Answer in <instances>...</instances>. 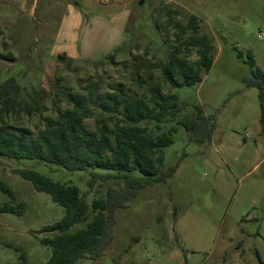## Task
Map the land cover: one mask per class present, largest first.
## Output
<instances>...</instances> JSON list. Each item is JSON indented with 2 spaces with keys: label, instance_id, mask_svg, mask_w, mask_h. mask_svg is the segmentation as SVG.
Wrapping results in <instances>:
<instances>
[{
  "label": "rangeland",
  "instance_id": "374dc122",
  "mask_svg": "<svg viewBox=\"0 0 264 264\" xmlns=\"http://www.w3.org/2000/svg\"><path fill=\"white\" fill-rule=\"evenodd\" d=\"M78 1L0 0V83L15 78L21 102L32 89L43 93L42 111L10 117L11 130L35 137L44 118L56 116L64 107L54 96L58 78L73 92H85L96 80L103 82L102 92L121 87L141 96L160 81L161 66L178 45L176 26H185L191 15L197 18L198 36L211 43L212 65L193 86L163 84L164 93H175L181 108L164 124L177 128L173 143L162 151L160 171L178 164L174 174L115 210L112 241L97 258L76 264H264V130L259 92L244 83L251 74L248 52L264 71V0H114L113 9H75L82 24L70 31L77 42L76 51L68 54L69 31L61 28L67 7ZM189 35L186 31L182 38ZM186 53L181 46L179 56ZM109 54L113 63L105 60ZM187 55L196 60V47ZM194 106L215 116L208 143L189 141L176 125L194 116ZM84 122L93 129V119ZM26 168L82 192L88 188L86 172L0 157V181L14 196L0 193V206L16 209L0 213V264L18 262L20 253L26 264H45L51 250L40 243L47 236L40 230L64 215L61 206L14 172ZM112 185H95L87 200L104 196Z\"/></svg>",
  "mask_w": 264,
  "mask_h": 264
},
{
  "label": "trees",
  "instance_id": "16d2710c",
  "mask_svg": "<svg viewBox=\"0 0 264 264\" xmlns=\"http://www.w3.org/2000/svg\"><path fill=\"white\" fill-rule=\"evenodd\" d=\"M176 28L178 45L162 64L160 81L148 86L141 96L121 87L107 86L102 92L103 82L96 80L90 81L85 92H73L70 87L61 86L62 78H58L54 96L64 102V107L58 108L55 117L44 118V128L35 137L23 130H11L7 120L12 116L18 118L21 113L31 116L42 111L43 93L32 89L21 102L23 95L15 78L0 83V157L88 173V188L82 192L73 184L54 181L32 168L14 171L29 181L36 192L47 194L64 209L59 221L40 230L47 235L40 238V243L51 250L45 264H76L100 256L113 238L115 210L126 208L143 188L165 183L174 174L178 164L160 171L162 151L173 143L177 128L165 129L164 124L174 119L181 108L177 95L164 93L163 84L173 88L193 86L212 65L211 43L205 35L198 36L197 18L191 15L185 26ZM186 31H191V35L184 40L182 35ZM181 46L187 51L182 57ZM192 47H196L197 59L189 61L187 54ZM105 60L113 63L114 54L107 55ZM245 62L251 74L244 83L259 92V122L264 130V71L257 67L250 52ZM194 110V116L182 117L176 125L184 128L189 141L208 143L215 116H205L200 106H194ZM86 119H93V129L87 127ZM104 183L113 185L106 188L104 196L88 201L87 194L95 185L101 187ZM0 193L14 198L4 181H0ZM15 210L6 203L0 206V213ZM22 211L23 205L18 204L17 212ZM78 224L82 226L73 230ZM8 264H26V258L20 253L18 262Z\"/></svg>",
  "mask_w": 264,
  "mask_h": 264
},
{
  "label": "crops",
  "instance_id": "0c3cea01",
  "mask_svg": "<svg viewBox=\"0 0 264 264\" xmlns=\"http://www.w3.org/2000/svg\"><path fill=\"white\" fill-rule=\"evenodd\" d=\"M113 9L114 7V0L109 1V4H104L103 0H97L95 3L92 0H80L74 5H69L67 7V16L64 18L63 25H62V31L67 30L69 31V42L66 44L69 48V53H73L75 50L74 46L77 42V37H75V34L71 33L70 31H76L78 26H81L82 24V17L81 13L75 9ZM117 19L114 17L113 21H116ZM68 26V28H66ZM61 31L59 32L60 35ZM74 49H73V48ZM76 51V50H75Z\"/></svg>",
  "mask_w": 264,
  "mask_h": 264
}]
</instances>
